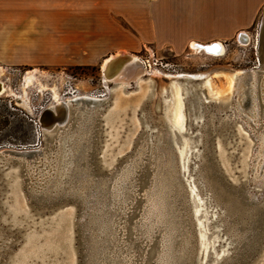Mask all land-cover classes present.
Instances as JSON below:
<instances>
[{"label": "rangeland", "instance_id": "rangeland-1", "mask_svg": "<svg viewBox=\"0 0 264 264\" xmlns=\"http://www.w3.org/2000/svg\"><path fill=\"white\" fill-rule=\"evenodd\" d=\"M256 3L255 10L242 14L241 28L233 36L216 35L210 39L224 45L223 53L214 54L193 47L192 41L181 49L172 46V8L165 11L169 14L157 18L165 24L160 38H152L150 33L146 38L147 32L145 35L140 30L146 22L151 23L153 17L126 18L105 15L104 11L102 15L89 16L88 0H81L80 30L65 33L60 62L6 66L2 70L0 77L6 90L0 94V149H33L38 155L54 150L61 131H71L76 137L68 146L71 153L75 152L70 160L78 163L77 170L85 173L88 182L72 176L67 179L69 189L81 182L85 190L79 187L71 193L63 192L79 196L86 209L73 200L54 206L46 204L38 209L26 193L23 178L29 175L18 165L6 169L3 173H7L10 183L5 186L7 179L1 182L0 177V264H81L86 256H82L84 237L79 225L90 218L93 227L89 229L94 228L97 249L94 264H157L162 247L168 251L169 242L172 258L168 261L182 264L180 254L191 242L186 236L190 231L186 228L185 237L179 233L183 229L175 218L174 212L185 209L174 211L172 195L181 188L163 99L166 93L165 98L173 104L174 76L179 77L177 83L188 87L182 91L187 118L184 135L195 144L194 177L209 186L207 194L200 187L201 193L208 200L209 208H217L218 220L213 223V230L221 227L223 236L229 237L226 256H231V264H264V210L259 209L264 208V159L257 175L253 166L258 162L255 159L258 136L264 132V102L260 89L264 63L259 50L264 0H256ZM155 4L157 6V1ZM160 12L164 13V7ZM241 32L250 34L251 41L241 40ZM118 51L131 52L143 61L146 71L137 83L131 79L125 86L106 84L102 63ZM242 70L255 71L251 97L259 105L257 121L239 111V82L234 74ZM28 72L36 77L26 83ZM193 73L202 77L186 82ZM228 76L235 85L226 91ZM217 87L222 88L218 94ZM55 93L60 100L71 102L68 118L50 127L41 123L38 136L35 120H41L43 112L56 103ZM89 97L97 99L94 104L88 102ZM78 111L83 117L94 111L89 125L91 132L82 135L88 140L82 144L86 154L79 162L76 153L80 152L78 141L86 119L79 117ZM247 118L251 123L246 122ZM176 143L182 145L178 133ZM120 177H123L122 183L115 186ZM30 181L27 178V182ZM46 191L35 193L49 194ZM209 195L216 200L212 202ZM228 197L239 198L242 209L254 210L257 234L252 245L247 240L252 235L246 218L227 223L234 215L231 206H227ZM152 199L160 202V220H156L155 213L145 218ZM181 203L192 205L188 195L180 199L179 206ZM7 206L16 217L7 212ZM190 212L192 215V209ZM203 212L199 221L205 219ZM225 212L227 219L221 218ZM193 223L192 217V226ZM226 223L229 228L224 227ZM234 226H239L236 232L232 231ZM214 235L216 232L208 231L205 241L208 243L202 245L195 235L193 243L197 240L199 246L193 264H229L224 257H214L213 247H210ZM236 236L241 239L238 244L237 239L233 240ZM180 237L184 239L175 243ZM225 248V245L220 246L218 251ZM240 249L244 253H240Z\"/></svg>", "mask_w": 264, "mask_h": 264}, {"label": "bare ground", "instance_id": "bare-ground-1", "mask_svg": "<svg viewBox=\"0 0 264 264\" xmlns=\"http://www.w3.org/2000/svg\"><path fill=\"white\" fill-rule=\"evenodd\" d=\"M264 17V13L262 15ZM264 25V18L261 19L260 22V29ZM239 38L243 41H251V36L247 32H241L239 34ZM191 45L195 48H202L205 47V45L210 44L214 41L204 42L199 41L198 43L202 45L199 46L195 39L191 40ZM210 49L212 51H218V52H210L206 50L208 53H214V54H221L224 51V45L216 40V45L211 46ZM263 63H264V54L262 56ZM145 62V61H144ZM3 68H0V75L2 73ZM146 71L143 61L136 56L135 54L131 52H125V51H118L116 53L111 54L110 56L106 57L102 63V72L105 79L106 84L107 83H113V84H119V85H128L130 83V80L133 79L136 83L142 78L143 73ZM254 70H242L239 72H236L234 76L238 77L239 82V92H238V102L240 104L239 111L245 112L249 118H253L252 120L257 121V115H258V102H253L251 97V92L253 90V77H254ZM198 77L199 74H194L191 76H188L189 79ZM35 74L33 72H28L25 76L26 83L30 82L35 78ZM196 77V78H197ZM199 77H202V74H200ZM179 80L178 76H174L173 78V84L175 82V93H174V101L173 104L170 105V100L165 98L166 93L163 94V99H165V105H166V111H165V118L168 121L170 127H171V135H172V141H173V149H174V166L177 167V172L179 175L183 178V181L187 185V195L189 197V200L191 202V209H192V217L194 220V226L196 228V237L198 238V243L202 245L203 243L207 241L208 231L212 230V232H216V235H214L213 240L211 242L210 247H213L214 257L216 259H220L221 257H225L227 253V248L230 242L227 240V236H223V233H221L222 228L218 227L215 230H213V223L215 220H218L217 216V208L214 209L213 207L209 208V205L207 204V199L203 194L201 193L200 184L198 183L196 177H194V174L192 172V163H194V157L196 150H194V141L191 139H188L184 135L185 131V122H186V116H185V109H184V101H183V93L182 91L184 89H187L188 87L185 85H182L180 83H177ZM227 86H225V90L227 91L230 86L235 85L233 82V79L231 76H228L226 78ZM255 89V88H254ZM260 89H261V98L264 102V78L260 82ZM6 90L5 84L3 80L0 77V94L4 93ZM222 90L221 87H217L215 92L218 94ZM162 97V96H161ZM55 104L48 107V112L44 113L41 116V123L46 126H54L59 123H63L67 118L69 114V108L71 102L69 100H60L58 94L55 93L54 95ZM73 98V97H70ZM97 99L95 97H89L88 102H91V104H94V102ZM78 110V109H77ZM242 110V111H241ZM79 113V111H78ZM94 111L89 112L86 114L85 117H83L82 113H79V117H82L83 119H86V125L83 131L81 132L79 139V151L76 154H79L76 156V159H78V162L81 158L84 157L86 154V149L82 146V144L88 140L87 136H83V133L85 132H91V128L89 127L90 121L93 119ZM243 117V116H242ZM247 123H251L250 119H246ZM170 133V132H169ZM177 133L181 135V144L178 145L176 143V135ZM77 134V133H76ZM76 135H72L71 131H61V133L56 137V141L54 143V150L46 151V152H40L38 155H36L37 152L33 153L30 156H25L24 154L19 157L20 160H23L27 169V173L29 175L30 184H31V191L35 192H46L50 195H59V193H67L76 191L77 188L84 186L80 182V184H75L73 189H69L70 186L67 184L70 177L74 176L78 179H84L88 182V179L85 176V173H82L81 171H78V163L75 161L72 162L70 159H73L72 157L75 156V152L69 151L68 146L70 145V140L75 139ZM258 152L255 155V159L258 160L257 163H254L253 166L256 168L255 175L258 174V169L260 167V163L264 159V132L261 133L258 136ZM0 152L4 154V159L0 161V165L5 164V167L7 166L6 163L11 161L10 153H7L5 149H0ZM84 152V153H82ZM77 166V168H74ZM155 166V165H154ZM254 170V169H253ZM253 177V176H252ZM122 178H117L115 186H118V184L122 183ZM154 178V175H153ZM255 180V178H254ZM85 190V189H82ZM83 192V191H82ZM63 193V194H64ZM79 197V196H78ZM209 198V196H208ZM153 203H151L150 207L148 208V212L145 214V218L149 219L151 216L156 214V220H160L161 211H160V202L156 199H152ZM172 201L173 205L175 204L174 196L172 195ZM196 201V202H195ZM151 202V201H150ZM196 203V205L194 204ZM209 203V202H208ZM212 204V202H211ZM197 205H199V209H197ZM212 206V205H211ZM86 207V205H85ZM178 209V208H177ZM176 210V207L174 206V211ZM204 211V212H203ZM211 211H214V213H211ZM157 212V213H156ZM179 211L174 212L176 221L179 223V226H182L179 233L183 234L185 237V232L187 231V226L185 225V222L182 221L181 214H178ZM203 212L205 219L203 221H199V215ZM216 212V214H215ZM112 213V211H111ZM147 221V220H146ZM93 227V223H91V218L89 220V228ZM220 226V225H219ZM91 233L94 236V228L91 229ZM187 237H192L190 232H188ZM2 236V235H1ZM0 236V237H1ZM184 239L183 237H180L179 239L175 240V243L178 240ZM96 242V241H95ZM94 242V243H95ZM111 242V241H109ZM163 246L165 245L164 237H163ZM161 242V243H162ZM5 243V242H4ZM191 243V242H190ZM3 244V243H2ZM188 244L186 248L189 246ZM225 245L226 248L222 251L220 250V246ZM171 243H167V249L165 250V247H162V250L159 255V260L157 261V264H170L172 261H168L169 257H171L169 249H171ZM181 246V245H180ZM179 246V247H180ZM230 246V245H229ZM116 247H119V244L116 245ZM97 252V249L95 248V254ZM187 249L183 251L182 254H180V259H183L184 256H186ZM170 255V256H169ZM127 256V255H125ZM123 259V258H122ZM129 259V258H128ZM126 259V261H128ZM130 262V261H129ZM128 263V262H127ZM181 263V262H180Z\"/></svg>", "mask_w": 264, "mask_h": 264}, {"label": "crops", "instance_id": "crops-1", "mask_svg": "<svg viewBox=\"0 0 264 264\" xmlns=\"http://www.w3.org/2000/svg\"><path fill=\"white\" fill-rule=\"evenodd\" d=\"M256 4V0H88L87 10L89 16L104 11L126 18L153 17L140 31L147 32L146 38L150 33L159 39L165 24L157 18L172 8V46L181 49L192 39L198 44L216 35L233 36L241 28L242 14L255 10ZM81 7V0H0V68L60 62L65 33L80 30Z\"/></svg>", "mask_w": 264, "mask_h": 264}, {"label": "water", "instance_id": "water-1", "mask_svg": "<svg viewBox=\"0 0 264 264\" xmlns=\"http://www.w3.org/2000/svg\"><path fill=\"white\" fill-rule=\"evenodd\" d=\"M264 17H262V20H263ZM260 34H261V37H262V42L260 43V46H259V50L263 56L264 54V25L262 26V28L260 29ZM199 46L202 47L201 44L198 43ZM216 45V41L214 42H211L210 44H207L205 45V47H203V49H206L210 52H218V51H212L210 49L211 46H214ZM194 80H197V78H192V79H187L186 82H189V81H194ZM48 108L43 112L46 113L48 112ZM221 123H223V120L220 121ZM91 143V141H90ZM173 146V144H172ZM173 149V148H172ZM6 152L7 153H10V156H11V161H9L8 163H6V167H5V164H2L0 165V177H1V182L2 181H5V179H7V183H5V186L6 184L10 183V178L7 177L6 178V174L3 173L6 169L8 168H11V166H16L18 165L20 168H22V170L25 171V175L28 176V173H27V169H26V166H25V163L23 160H20L19 157L21 155H25V156H30L32 155L33 153L36 152V150H33V149H11V148H8L6 149ZM172 153H170V156L172 157ZM4 159V154H2V152H0V161ZM88 158H86L85 160V163H87V166H88ZM154 168V167H153ZM89 169V167H88ZM217 170V169H216ZM90 171V170H89ZM197 171V170H196ZM196 173V172H195ZM222 175V174H221ZM177 176V182L180 184V191H176L174 193V201H175V204L174 206L178 209L181 210V208H184L185 210L183 212L179 211L178 214H181L182 217V221L185 222V225L187 226V229L188 231L191 232V234L193 235L192 238H190V245L187 247V253H186V256L183 257V259L180 260V262L182 264H193L194 260V256L196 255V248L197 246H199L197 244V240H196V243H193V241L196 239L195 238V226H194V223H193V226H192V215H191V207H190V204H184V203H181V206L180 205V199L183 198V196H186L187 195V185L186 183H184L181 179V177L179 176V174L176 175ZM27 178L28 177H24L23 178V181L26 182V193L28 195V198H32L31 200L32 201H35V205L38 209H40V207H42L43 205H46V204H51L52 206L58 204V203H62V202H66L68 200H73V201H77L79 204L83 205L82 208L86 209L85 207V204L82 202V199L76 195H71V194H61V195H49V194H44V193H34L32 192L30 189V182H27ZM198 181L200 182L199 184L201 185L202 189H203V192L205 194H207V191H208V185L205 184L202 180H199V178L197 177ZM249 184H252V182H249ZM10 189V188H9ZM244 195L245 197L248 199V196L246 195V191L244 192ZM11 197V195H9ZM212 202H214L216 200L215 197L209 195ZM250 197L251 199L254 198V195L253 193L250 194ZM249 197V198H250ZM229 199V204L227 203V206H231L232 208V214L234 215H231L232 218L230 219H227V212L224 213V215L221 216V218H226L227 219V223L229 224V221L231 222L232 220H237L238 222H240V219L241 218H246V222L247 224H249V228L251 229V237L248 238V244L249 245H252L253 242H255L256 240V230H255V226H256V222H257V218L254 217V210H246L245 208L242 209L240 207V199L237 198V197H228ZM248 202L250 203V200H248ZM83 203V204H82ZM10 205V204H9ZM259 206H257L258 208ZM9 206H7V212L13 216L10 211L8 210ZM220 208H218L219 210ZM259 209L264 210L263 206H261V208L259 207ZM226 210H227V207H226ZM184 213H186V216H184ZM13 217H16V215H14ZM225 224V228H229L230 225L228 224ZM239 226H234L232 227V231L233 232H236V230L238 229ZM79 228H80V233L83 235L84 237V244H83V248H85V251L82 252V256H86L84 260H82L81 264H94L96 258H95V246H94V236L93 234L91 233V230L89 229V220L86 221L85 223L83 224H80L79 225ZM237 235V234H236ZM237 239V244L241 241L240 239V236H236L233 240ZM236 244V245H237ZM235 245V247H236ZM240 247V246H239ZM245 249V248H244ZM238 253V252H237ZM240 253H244L243 250L241 251L240 249ZM231 256H225L223 259L226 261V263H229L231 264V259L229 258ZM240 256H237L236 260H239Z\"/></svg>", "mask_w": 264, "mask_h": 264}, {"label": "built area", "instance_id": "built-area-1", "mask_svg": "<svg viewBox=\"0 0 264 264\" xmlns=\"http://www.w3.org/2000/svg\"><path fill=\"white\" fill-rule=\"evenodd\" d=\"M35 125H36V128H37V134H38V136H39V130L42 128V126H41V120H40V118H38L37 120H35Z\"/></svg>", "mask_w": 264, "mask_h": 264}]
</instances>
